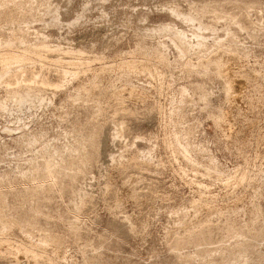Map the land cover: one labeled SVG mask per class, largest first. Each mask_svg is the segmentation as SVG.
<instances>
[{"label": "rangeland", "instance_id": "obj_1", "mask_svg": "<svg viewBox=\"0 0 264 264\" xmlns=\"http://www.w3.org/2000/svg\"><path fill=\"white\" fill-rule=\"evenodd\" d=\"M0 1L1 42L39 47L29 74L61 85L0 111V264H264V0Z\"/></svg>", "mask_w": 264, "mask_h": 264}, {"label": "bare ground", "instance_id": "obj_2", "mask_svg": "<svg viewBox=\"0 0 264 264\" xmlns=\"http://www.w3.org/2000/svg\"><path fill=\"white\" fill-rule=\"evenodd\" d=\"M1 8H2V3L0 1V9ZM173 12H174V14L177 17H182V20H184L186 22L193 23V22L196 21V19L193 16H191V15L182 14L181 12H179L177 10H175ZM175 29H176L175 27H172L171 25H167V26H165L164 29H161V30L164 31V32H165V30L166 31H168V30L175 31L176 32V35L180 36V38H181L180 40H184V37H186L185 32H183L181 30L179 31L178 29L175 30ZM199 29L200 30H204L202 24H199ZM196 36H198L199 38L200 37L201 38L203 37V36L198 35V34ZM178 38L176 37L175 39H178ZM185 40H187V38ZM204 40L205 39H202V41H204ZM177 42L180 43L178 40H177ZM183 43H184V41H183ZM21 45H23V48L25 49L24 51H20V46ZM25 45L26 44H25V42L22 41V39H15L14 40V39L11 38V39H8V40H6L4 42H1V40H0V83H4L5 84V87L4 88L6 90V95H7L6 96L7 98L5 100L4 99H3V101L0 100V111H3V110H6L7 109V103H8L7 100H9L11 102H14L15 103V106H17L18 108H22L25 105L31 106L35 102H38V103H41L42 104L46 100L44 98V95H43V93H44L43 90H42L43 87H46V89L47 88H58L59 89V87L61 86L60 84H56L55 85V84L51 83L45 77L44 78H41L40 77V73L31 72V74H29V70H27L26 64H28V62H30V61H33L32 58H34V57L37 58V57H42V56L39 53V51H40V48L39 47L35 46V48H34L31 45H29V46L28 45L25 46ZM199 45H202V44H199ZM42 46H43V44H42ZM178 47L180 49V52L183 55L186 52L185 47H183V46L180 47V45ZM80 52L81 51H79L78 53H80ZM73 53H75V50H73ZM76 53H77V51H76ZM158 54H159V52H158ZM160 55L158 57L160 58L162 64L166 63V59L164 58V55H161V56ZM211 57L209 58L210 60L213 59ZM138 63H139V61L136 62V61H133V60L130 61V62H123V63L121 62V64H119V67L118 68H121V70H123V72L124 71L127 72L128 75L129 74H137L140 71L139 70V67L140 66H142L141 69L144 72H149V71L152 70V68H154L153 70L158 71V75H159L161 73V71H162V70L161 71L159 70V68H158L159 66L158 67L156 66V68H155V67H153V66L151 67V65H147L145 63H143V65H140ZM202 63L199 62L196 67L194 65L190 64V63H187V64H185L183 66L186 69L185 68H182V69H185V70H187L189 72H196L197 71L199 73H203L205 66ZM166 65H167V63H166ZM168 65H169V63H168ZM225 65H226V60H224L223 56L221 57L220 55H217L216 54L215 58L213 59L212 66L214 67V69L216 71L215 72V75L218 76V77H220V78H222V80L224 82V91H225V94H226V96L228 98H230V97H232L231 96L232 95V92L235 89V86H234L235 84H234V79L232 78V75L230 73H226V71H225ZM194 68H197V70L194 69ZM101 70H103V69H101ZM104 70H105V67H104ZM142 70H141V72H143ZM77 71H79V70H77ZM69 72L63 71L62 72V77L64 78V77H67L68 75H70L71 77L72 76L73 77H76L77 76V73H78L77 72V73L74 74V73H69ZM206 72H207V70H206ZM79 74H80V72H79ZM96 74H97V72H96ZM96 74L94 73L95 76H96ZM150 74L153 75L152 72ZM94 75H92V76H94ZM162 75H164V71L162 72V74H160L159 77H161ZM96 77H99V76H96ZM93 79L94 78H92V80ZM0 85H2V84H0ZM39 85H40V87H39ZM92 87H93V85L90 87V89L92 91H94V89ZM90 89H89V86H88V90H89L88 92L91 91ZM86 90L87 89H85V91ZM83 91H84V88H83ZM87 94H90V93H87ZM114 94H116V93H114ZM106 95L107 94H105V96ZM106 98H107V96H106ZM233 98H234V96H233ZM12 105H13V103H12ZM223 118H224V113H223V111H221L220 114H219V116L217 117L216 121L217 122H220ZM56 172H57V170H56L55 165H52L50 162L46 161L45 164L42 166V173L48 179V182H43V183L38 182V183H35V191L40 192V191L46 190V189L48 191H54L55 184H56L54 182L55 181V178H56ZM50 179L52 180L51 182L49 181ZM1 195L2 194L0 193V196ZM196 206H200V205H196ZM4 210H5V201L3 200L2 203L0 204V212H3ZM4 218L5 217L3 216L0 219L1 220V224H2V229L3 230H12V228L16 224L15 221H12V220L9 221L8 220L9 222L7 221V223H6V222L3 221ZM4 220H6V219H4ZM26 239H28V238H26ZM49 244H50L49 242H44L43 244H37V245H38V247H40V248H42V249L45 250V247H47ZM11 250H12V248H11ZM18 250H20V251L22 250L23 252H25L27 254H32L36 259H38V257H39V254L36 251V248L32 244L31 241H29L28 242V245L26 244L25 247L23 246V248H21V247H20V249L18 248ZM59 250H60V247H58V246L55 245V250H53V252L55 253L54 255L60 254ZM8 252L11 253V251H8ZM30 263L31 264H39L37 260L35 262H30Z\"/></svg>", "mask_w": 264, "mask_h": 264}]
</instances>
